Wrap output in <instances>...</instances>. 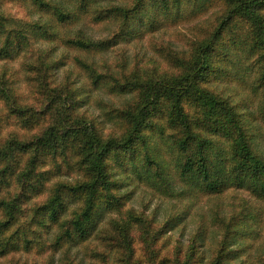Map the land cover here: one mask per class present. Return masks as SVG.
I'll return each mask as SVG.
<instances>
[{"label": "trees", "instance_id": "trees-1", "mask_svg": "<svg viewBox=\"0 0 264 264\" xmlns=\"http://www.w3.org/2000/svg\"><path fill=\"white\" fill-rule=\"evenodd\" d=\"M11 1L45 18L22 20L0 11V60H14L34 42H57L72 50L71 61L86 72L88 87L102 86L111 93L130 95L118 107L103 103L104 115L118 129V133L105 135L98 121L77 111L84 101L83 90L73 84L69 69L61 84L50 86L49 76L63 61L53 58L49 47L35 49V59L25 63L28 72L36 71L25 76L33 96L45 94L44 108L22 102L4 74L7 71L10 76L11 66L2 64L0 256L29 246L30 234L36 231L31 226H35L52 231L49 246L60 249V264H80L70 255V242L87 239L93 229L101 247L92 249L99 263L91 264H198L200 228L186 245L172 239L167 231L179 222L177 213L158 222L152 214L125 206L129 194L115 170L128 177L130 169L138 177L144 174L165 186L172 178H168L169 161L162 156L164 144L182 183L173 191L178 196H213L228 187L252 188L257 196L264 194V154L247 123L257 117L264 121V0ZM185 2L190 14L182 7ZM206 9L217 14L212 27L188 37L192 40L184 56L183 49L157 47L164 60L180 67L170 79L141 80L138 67L102 61L98 69L87 58L178 16H198ZM85 16L91 23L112 21L115 26L96 39L80 27L71 35L59 33L60 27ZM229 49L254 56V88H260L255 115L241 112L222 89L206 86L227 73L232 62ZM73 115L79 118L72 119ZM220 139L227 142L226 147ZM106 214V223L96 228ZM240 214L214 215L219 224L218 247L209 264H226L234 256L235 248L229 243L237 222H243ZM144 227L149 228L146 237L139 233ZM171 240V247L161 252Z\"/></svg>", "mask_w": 264, "mask_h": 264}, {"label": "rangeland", "instance_id": "rangeland-1", "mask_svg": "<svg viewBox=\"0 0 264 264\" xmlns=\"http://www.w3.org/2000/svg\"><path fill=\"white\" fill-rule=\"evenodd\" d=\"M123 1L125 0H116V3H122ZM182 7L189 13V3L185 2ZM0 11L7 17L20 18L22 20L45 18V15H40L21 3L11 0H0ZM189 14L178 16L168 24L164 22L165 24L158 26L154 30H147L133 38L120 40L105 50L88 54L87 58L94 60L98 69L101 68L99 63L102 61H107L110 65L115 62H122L129 69L133 66L138 67L137 74L141 80L149 81L160 77L170 79L179 73L180 67H176L174 64L172 66L168 60H164L159 54L157 47L169 45L174 47L175 50L183 49L182 51L185 52L183 53L184 56L190 47L189 42L192 40L188 39V37L203 33L212 27L213 19L217 15L214 12L211 13L209 9H206L198 16L197 14ZM86 18L87 16L67 27H60L59 33L71 35L80 27L87 35L96 39L106 36L115 26L112 21L91 23ZM48 47L53 58L61 57L63 61L61 65L53 69L52 74L49 76L50 86L61 84L65 79L66 69H69L71 71L69 78H72L74 85L81 86L83 90L84 101L76 110L78 112L84 111L85 117L94 118L98 121L102 134L118 133L114 122L104 115L103 109L105 105L103 103L110 102L118 107L129 97L130 93H111L102 86L96 88L88 87L86 72L82 68L76 67L71 61L70 53L72 50L61 46L57 42H34L14 60H0V75L3 71L2 64L10 65L13 70L9 69L11 72L10 76L7 71L4 74L11 79L18 97L22 99L23 103H29L34 107L37 105L38 109L44 108V104L47 105L45 94L36 93V96H33L32 86L29 85L30 82L25 76L27 73L33 76L36 71L28 72L25 68V63L35 59L37 55L35 49H46ZM228 55L232 62L227 68V73L217 80L210 76L213 79L208 81L206 86L212 87L215 91L222 89V93L228 96L231 103H236L237 108L241 112L248 111L255 115L260 105V88H254L256 73L251 65L254 56L244 54L243 51L232 52L231 49H229ZM132 72H129L131 77L133 76ZM31 81L33 80L31 79ZM50 104L55 105L53 103ZM186 107L190 106L186 105ZM187 109L190 111V108ZM74 118H79V116L73 115L72 119ZM247 123L253 133L257 147L264 154V121L257 117ZM8 125L13 126L11 123H8ZM152 141L155 142V140ZM219 141L226 147V141L223 139ZM161 151L162 156L169 161L167 164L168 178L170 175L173 179H166L165 186L167 188L160 181L156 183L154 180L145 178L144 174L138 177L130 169L127 170L128 177L115 170L117 176L123 179V189L129 194L125 206H132L137 211L152 214L158 222H162L169 214L177 213L179 222L167 233L170 232L172 234V239H180L184 245L187 244L191 235L200 228L198 231L200 237L197 245L200 259L198 264H209L213 251L218 247L216 241L219 237V224L214 220V215L218 213L222 217H228L232 213L240 211L243 222H237L236 231L229 243L231 247L235 248V254L225 263L239 264L240 261H243L247 262V264H264V194L257 196L252 188L228 187L213 196L206 194L178 196L173 191L181 186L182 183L178 180L177 172L173 167L172 154L169 153L167 145L165 146L164 144H162ZM26 217L25 215L24 219ZM106 217L107 214L99 221L96 228L106 223ZM31 227L36 231L30 234L32 241L29 246L10 251L5 256H0V264H60V249H54L49 246L53 234L52 231H48L49 229H38L35 226ZM148 229V227L141 228L139 233L146 237ZM94 233L95 229L91 231L87 239L70 242V255H73L75 261H79L80 264L99 263L98 256L92 252V249L101 247L94 238ZM148 240L147 238V244ZM172 242L173 240L161 252L170 248ZM95 245L99 246L94 247ZM138 246L140 247L141 243Z\"/></svg>", "mask_w": 264, "mask_h": 264}]
</instances>
